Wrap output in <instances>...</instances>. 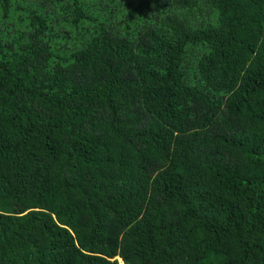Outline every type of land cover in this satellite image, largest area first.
Listing matches in <instances>:
<instances>
[{
    "label": "trees",
    "instance_id": "16d2710c",
    "mask_svg": "<svg viewBox=\"0 0 264 264\" xmlns=\"http://www.w3.org/2000/svg\"><path fill=\"white\" fill-rule=\"evenodd\" d=\"M0 264H264V0H0Z\"/></svg>",
    "mask_w": 264,
    "mask_h": 264
},
{
    "label": "rangeland",
    "instance_id": "374dc122",
    "mask_svg": "<svg viewBox=\"0 0 264 264\" xmlns=\"http://www.w3.org/2000/svg\"><path fill=\"white\" fill-rule=\"evenodd\" d=\"M35 208H39L38 206H35ZM15 213H19V212H21V209H20V207H18V206H16L15 208ZM118 260V259H117Z\"/></svg>",
    "mask_w": 264,
    "mask_h": 264
}]
</instances>
